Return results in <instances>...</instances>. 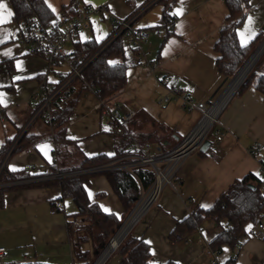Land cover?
I'll return each mask as SVG.
<instances>
[{
	"label": "crops",
	"instance_id": "1",
	"mask_svg": "<svg viewBox=\"0 0 264 264\" xmlns=\"http://www.w3.org/2000/svg\"><path fill=\"white\" fill-rule=\"evenodd\" d=\"M44 1L56 18L72 0ZM79 1L88 6L106 8L107 12L92 17L90 28L83 31L87 34L86 40L102 41L113 30L110 16L128 19L142 9L148 0ZM0 3L7 5V22L0 24V98L3 99L0 103L1 148L16 139L32 117L36 108L32 95L48 74L49 65L44 57L31 54L28 47L18 40L20 22L14 19L11 0H0ZM159 4L161 6H157ZM178 9L182 14L174 15ZM7 11L12 13L10 17ZM163 11V5L158 2L134 22L135 27L149 31V46L153 49L145 51L156 66H137L134 58L127 54V85L106 104L108 107L118 105L122 111L136 112L126 123L129 130L133 133L158 131L157 134L164 139V146L170 149L190 133L200 112L186 111L181 100L159 104L156 99L158 96L173 97L171 89L174 87L190 94L196 103H210L216 98L226 83L221 87L225 78L216 66L215 44L226 25L229 12L225 0H177L171 10L174 17L172 33L165 39L166 29L158 27ZM263 27L264 0H249L246 20L237 31L240 43L247 41L246 45L250 44L264 32ZM81 33L78 40H82ZM253 33V38L248 40ZM70 46L73 50V44ZM62 67L63 64L57 69L68 72L66 65ZM261 73L257 71L258 75ZM49 77L54 79V73L51 72ZM79 88L78 83L70 85L60 95V104L70 99ZM87 90L80 91L74 112ZM237 92L228 100L219 117L223 128L221 133L224 134L222 140L217 141L216 130L212 131L210 148L186 158L180 169L182 181L165 186L142 219L144 223H139L132 231V236L143 238L150 244L153 264H166L168 261L212 264L207 253L209 243L221 232L214 221L204 222L191 236L181 235L184 240H172L170 233L177 221L188 216L196 206L210 208L236 180L249 173L262 172L264 151L252 156L249 148L256 141L264 144V97L254 84L241 94ZM91 111L109 116L101 111L100 100ZM74 112L67 124L68 136L79 141L80 148L87 156H113L115 139L111 133L110 137H104L105 143L96 148L89 145L87 137L75 138L71 134L69 129L81 119L73 118ZM108 129L111 130L110 122ZM26 133L37 136L39 140L33 147L12 155L7 167L13 172L26 170L33 178L5 185L14 188L4 194V205L0 207V247L6 248L3 263L76 264L75 247L69 236V223L75 220L78 212L76 203L71 198L62 199L58 186H23L64 177L65 174L49 173L58 160L53 138L48 139L52 129L41 116ZM141 143L161 148L157 142ZM88 195L103 210L106 208L109 213L123 216L122 203L104 174L97 173L92 177ZM55 203H62L63 207L57 208ZM256 228L248 227L235 247H224L216 256L217 262L225 264L235 259V264H264V238L255 235ZM82 249L92 251V244H84Z\"/></svg>",
	"mask_w": 264,
	"mask_h": 264
},
{
	"label": "trees",
	"instance_id": "2",
	"mask_svg": "<svg viewBox=\"0 0 264 264\" xmlns=\"http://www.w3.org/2000/svg\"><path fill=\"white\" fill-rule=\"evenodd\" d=\"M150 0L147 1V3ZM177 0H160L164 11L158 27L165 28V39L171 33L174 17L171 13ZM14 10V19L20 22L31 15L39 16L47 24H53L54 13L44 0H11ZM229 15L226 25L221 29L219 39L215 44L217 53L216 66L218 72L225 78L231 79L244 65L248 57L256 50L263 40L262 31L250 44L242 46L238 39V28L247 17L249 0H225ZM106 39L97 41L89 39L73 42L74 56L89 58L95 54ZM124 36H119L107 48L100 52L83 70L85 82L94 87L95 94L105 103L120 92L127 85L126 48ZM111 62V63H110ZM257 71L262 72L261 75ZM73 83L80 85L79 90L67 101L60 104L59 98L55 101L53 110L54 135L53 142L57 153V164L50 169V174H65L61 179L47 180L42 183H31L23 186H58L62 191V199L71 198L78 207L75 220L69 223V236L75 247L76 264H92V253L97 257L110 242L120 228L123 218L133 209L141 196L142 190H147L154 182L155 176L149 168H138L132 174L123 171L108 170L103 172H87L125 157L130 152V145L134 140L140 142H157L162 149L164 139L157 132L133 133L127 122L119 129L111 128L110 133L115 139V153L113 156L99 154L87 156L80 148L79 141L67 134V124L74 112L77 97L87 86L80 80ZM72 83V84H73ZM264 97V54L258 60L250 74L238 89L241 94L251 85ZM54 104V105H55ZM37 136L25 133L19 140L13 153L18 154L35 145ZM0 148V163L4 159L8 146ZM97 173L106 176L114 192L118 195L124 214L119 217L115 213L105 212L98 203L90 200L88 187L91 179ZM33 178L26 170L10 171L6 166L0 176V207L4 205V194L14 186H5L12 183ZM55 203V207H56ZM82 219V221H79ZM206 221H214L221 228V232L211 240L209 247L220 254L224 247H235L239 244L242 235L246 234L249 226L255 227L264 221V173H249L242 179L236 180L210 208L196 206L188 216L177 221L170 233V239L176 240L178 235L191 236L195 234ZM91 243L92 251L83 250L84 244ZM119 264H153L150 244L143 238L134 237L131 232L118 248ZM235 259L225 264H235ZM4 264V263H0ZM166 264H180L168 261Z\"/></svg>",
	"mask_w": 264,
	"mask_h": 264
},
{
	"label": "built area",
	"instance_id": "3",
	"mask_svg": "<svg viewBox=\"0 0 264 264\" xmlns=\"http://www.w3.org/2000/svg\"><path fill=\"white\" fill-rule=\"evenodd\" d=\"M159 1L160 0H150L142 9L128 19H119L118 17L110 16L109 20L113 30L100 49L89 58L74 56L73 50L70 53H66V51H64V46L73 44L74 39L78 37L81 32L90 28L92 17L106 13L107 10L105 7L88 6L79 0H72L67 9L61 11L51 25L45 24L37 15H31L20 21L18 40L28 47L31 54L44 57L48 62L49 71L39 84L38 89L32 95V102L36 104L32 117L16 139L11 141L4 159L0 163V176L13 155L19 140L37 118L42 116L49 123L52 134L48 139L53 137L54 103L75 80L82 81L87 88L95 93L94 87L85 82L82 75L83 70L100 52L107 48L119 36H124L126 54L134 58L133 62L135 65L147 66L150 68L156 66L155 62H151L148 59L149 53L143 48L144 45H151L149 31L135 27L134 22L143 12ZM62 64L68 67V72L57 69V67ZM51 72L54 73V79L49 77ZM171 93L173 97L158 96L156 101L159 104H169L173 101L181 100L186 111L191 112L198 110L200 112V118L190 133L180 140L175 147L170 149H157L159 154H154L152 152L151 145L142 144L140 141L134 140L130 145V152L128 155L95 169L102 171H123L132 174L134 177H136L135 170L138 168L143 167L152 170L155 176L154 182L145 193L143 190L141 191V195H143L135 212L139 209L141 204L148 200H150L149 209L157 201L165 186L171 185L172 183H180L182 181L180 169L183 162L189 155L199 151L206 140H211L212 131L216 130L217 141L222 140L224 135L221 133L223 128L221 127L219 117L225 106L219 113L215 114L216 105L224 94L214 102L196 103L193 101L190 94L180 88H172ZM101 111L110 116L111 128L114 129L121 128L127 121L131 120L136 115L134 111H122L118 105L108 107L104 101H101ZM216 127L219 128L216 129ZM263 151L264 144L258 141L254 142L249 148V153L252 156H256ZM262 172L264 173V163ZM3 185L4 184L0 183V187ZM56 206L57 208H62L63 204L57 203ZM255 235L264 238V221L257 225ZM176 240H184V238L178 235ZM207 253L212 259V264H219L216 259L217 254L214 250L209 247ZM5 256L6 248L0 247V263L4 262Z\"/></svg>",
	"mask_w": 264,
	"mask_h": 264
},
{
	"label": "rangeland",
	"instance_id": "4",
	"mask_svg": "<svg viewBox=\"0 0 264 264\" xmlns=\"http://www.w3.org/2000/svg\"><path fill=\"white\" fill-rule=\"evenodd\" d=\"M157 6H161V5L159 4ZM86 38H87V34L84 33V32H82L81 33V39L83 41H86ZM262 39L264 40V36L262 37ZM77 40H78V38L76 37L74 39V41H77ZM261 42L259 43V45L261 44ZM143 48L146 51L153 49V48H150V46H146V45H144ZM64 49H65L66 53H70L72 51V47L70 46V44L65 45L64 46ZM62 68H65V64H63V67ZM232 79H233V77L231 79H229V81L226 82L225 86L222 88V90L220 91V93L216 96V98L212 102H214L221 95V93L225 90V88L228 86V84L230 83V81ZM86 89H88L89 91L87 90V92L85 94H83V95H86V96H81V100H79V102L77 104V107H76V110H75L74 115H73V118L81 117V119L76 123L75 126H73L72 128H70L69 131L71 132V134H73V136H76L75 138H85V137H87V141L89 142V145H91L92 148H96L97 145H100V144L103 145V143H105L104 137H110L111 136L110 131L108 129V122H110V124H111V119H110L109 116L105 117V116H101L100 113H95V112H92V111L90 112L91 108L94 106L95 103L99 102V100L97 99V97L93 94V92L89 88H86ZM88 132H92V133L91 134H87ZM152 152L154 154H159V152H157L156 145H153L152 146ZM143 191H144V193L146 192V190H143ZM142 195L140 196L139 199H141ZM148 211L149 210H147V212ZM147 212L144 215H142V217L134 225V227L130 231L131 232V235H132L133 229L139 223H140V225L142 223H144V221L142 219H144V217L147 214ZM128 215L123 218L122 224L126 221ZM79 221H82V219H79ZM118 248H119V246L117 247L116 250H114L107 257V259L104 261L103 264H119L120 256H119V253H118ZM100 254L96 257L95 254L92 253V257H91L92 259L91 260H93V263L98 259V257L100 256Z\"/></svg>",
	"mask_w": 264,
	"mask_h": 264
},
{
	"label": "bare ground",
	"instance_id": "5",
	"mask_svg": "<svg viewBox=\"0 0 264 264\" xmlns=\"http://www.w3.org/2000/svg\"><path fill=\"white\" fill-rule=\"evenodd\" d=\"M253 58L248 65L242 70V72L239 74V76L233 81L231 86L228 88V90L225 92L224 96L220 99L218 104L216 105L215 114L219 113L223 107L226 105L238 85L241 83V81L244 79L245 75L247 74L248 70L252 66L254 62ZM150 204V200L144 202L141 204L139 209L135 212V214L130 217V219L123 225V227L120 229L118 234L113 238L109 246L106 248V250L103 252L102 256L99 258L96 264H102L107 257L117 249V247L121 244L123 239L126 237L128 231L131 230V228L135 225V223L140 219V217L147 211L148 206Z\"/></svg>",
	"mask_w": 264,
	"mask_h": 264
},
{
	"label": "water",
	"instance_id": "6",
	"mask_svg": "<svg viewBox=\"0 0 264 264\" xmlns=\"http://www.w3.org/2000/svg\"><path fill=\"white\" fill-rule=\"evenodd\" d=\"M264 29V27H263ZM264 54V40L261 42V44L256 48V50L250 55V57L246 60V62L244 63V65L240 68V70L236 73V75L233 77V79L230 81V83L228 84V86L225 88V90L221 93L220 96H222L227 90L228 88L231 86V84L233 83V81L239 76V74L242 72V70L248 65V63L253 59L254 62L252 64V66L250 67V69L248 70L247 74L245 75L244 79L241 81V83L238 85V87L236 88V90L234 91V93L232 94V96L230 97V99L234 96V94L238 91V89L240 88V86L242 85V83L245 81V79L247 78L248 74L250 73V71L252 70V68L255 66V64L258 62V60L261 58V56ZM228 79H225L224 82L222 83L221 87L227 82ZM219 91V89H218ZM215 92V94L213 95L212 99L216 96L217 92ZM219 96V97H220ZM218 97V98H219ZM229 99V100H230ZM211 146V142L210 140H206L203 145L201 146L200 150L201 151H207ZM87 172H103L102 170H94V171H87ZM140 199L137 201L136 205L134 206L133 210L131 211V213L128 215L126 221L120 226V228L117 230L116 234L112 237V239L110 240V242L105 246V248L103 249L102 253L100 254V256L98 257V259L93 263L96 264L97 261L99 260V258L102 256L103 252L106 250V248L109 246V244L111 243V241L113 240V238L118 234V232L120 231V229L123 227V225L127 222V220L132 216V214L135 212L138 204H139ZM134 227V226H133ZM132 227V228H133ZM131 228V229H132ZM131 231V230H130ZM130 231L128 232V234L130 233ZM127 234V235H128ZM126 235V237H127ZM125 237V238H126ZM124 238V239H125ZM120 246V245H119Z\"/></svg>",
	"mask_w": 264,
	"mask_h": 264
},
{
	"label": "snow or ice",
	"instance_id": "7",
	"mask_svg": "<svg viewBox=\"0 0 264 264\" xmlns=\"http://www.w3.org/2000/svg\"><path fill=\"white\" fill-rule=\"evenodd\" d=\"M7 10V5L5 3H0V24L6 23V18H5V12ZM174 15H181L182 11L180 9H178L175 13H173ZM12 15V13L10 11H7V16L10 17ZM249 23H251V19H249ZM255 34L253 33L252 36L248 37V40H251L253 38ZM247 43V41H243L242 42V46H245ZM111 63V62H110ZM3 102V99L0 98V103ZM104 211H109L108 209H104ZM251 228V226H249V229Z\"/></svg>",
	"mask_w": 264,
	"mask_h": 264
}]
</instances>
